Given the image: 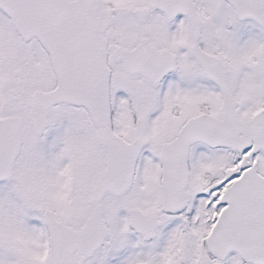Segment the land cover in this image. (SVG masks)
Instances as JSON below:
<instances>
[{
  "label": "snow or ice",
  "instance_id": "snow-or-ice-1",
  "mask_svg": "<svg viewBox=\"0 0 264 264\" xmlns=\"http://www.w3.org/2000/svg\"><path fill=\"white\" fill-rule=\"evenodd\" d=\"M0 264H264V0H0Z\"/></svg>",
  "mask_w": 264,
  "mask_h": 264
}]
</instances>
